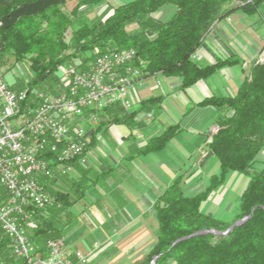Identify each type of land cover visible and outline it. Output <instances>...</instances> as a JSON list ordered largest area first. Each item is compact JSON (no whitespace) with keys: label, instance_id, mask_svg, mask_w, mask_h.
<instances>
[{"label":"trees","instance_id":"obj_1","mask_svg":"<svg viewBox=\"0 0 264 264\" xmlns=\"http://www.w3.org/2000/svg\"><path fill=\"white\" fill-rule=\"evenodd\" d=\"M38 1L42 0H12L0 5V67L11 57L15 65H27L30 70L29 94L24 108L36 105L38 100L34 96L39 85L62 72L76 57H83L87 62L102 52L134 48L138 51L136 64L145 65V70L151 73L180 77L183 88L212 74L216 67L232 62L224 60L202 67L192 58L231 0H133L112 6L111 12L104 11L98 22L86 20L82 8H97L109 0H80L70 10L65 0L12 19L14 11ZM263 2L246 0L242 8L254 13ZM167 4L175 6L176 11L166 22L156 21L152 14ZM134 24L139 26V31L130 29ZM199 104L230 112L219 119V129L210 144L220 170L211 176L208 186L195 195L184 193L182 177H177L164 190L155 206L158 238L134 264H151L155 256H159L157 264L169 259L176 264H264V161L261 159L264 151V65L253 67L251 77L242 83L235 96H210ZM119 112L124 113L123 107H119ZM127 117L133 119L134 113ZM119 118L116 113L111 122L118 123ZM103 124L100 123L99 129ZM177 130L178 125H169L161 134L149 139L145 152L163 148ZM46 156L49 158L50 154ZM230 172L244 174L248 180L240 196L239 212L228 221L207 213L204 204L223 185ZM52 191L56 205L48 208L53 210L47 213L43 211L46 208L36 210L28 226L30 238L41 256L47 250L42 244L44 238L62 239L63 229L58 228L54 220L62 207L71 203L69 192ZM247 216L244 223L228 234L211 232L227 231L233 223ZM202 231L208 232L198 233ZM8 243L9 239L0 231V264L10 263L2 257L8 254ZM19 261L15 257L11 259L12 264Z\"/></svg>","mask_w":264,"mask_h":264},{"label":"crops","instance_id":"obj_2","mask_svg":"<svg viewBox=\"0 0 264 264\" xmlns=\"http://www.w3.org/2000/svg\"><path fill=\"white\" fill-rule=\"evenodd\" d=\"M11 1L0 0V5ZM55 1L65 2L42 0L26 4L13 12L12 19L34 13ZM79 1L68 0L66 8L72 9ZM130 1L133 0H109L97 8L85 6L82 15L91 22L94 20L88 17L91 15L88 12H111L112 6ZM244 3V0H231L225 5L223 14L215 20L197 48L194 59L202 67L224 60H231V63L216 67L212 74L188 88H183L180 77L158 73L132 90L135 105L131 109L118 114L120 106L116 105L99 113L107 125L96 128L93 145L87 153V164L94 162L100 167V174L94 176L87 192L81 191L84 178L76 174L73 181L79 187H76L78 196L73 198V207L76 205L77 208L73 214L75 236L71 235L72 247L87 255L89 262L86 264H134L141 260L158 238L155 206L164 190L177 177H182L184 193L195 195L208 186L212 175L219 172L220 163L210 149L209 139L212 130L219 125V119L230 112L199 103L210 96H235L257 64L264 48V2L254 13L242 8ZM175 11V6L167 4L152 17L158 22H166ZM132 27L133 32L140 30L138 25ZM149 99L154 100L149 102ZM149 111L154 113L153 119L147 118ZM116 113L119 121L112 123ZM133 113V119L127 117ZM169 125H178L176 134L163 148L145 152L149 139L161 134ZM261 159L264 161V156ZM73 168L82 173L83 166L79 162L73 163ZM235 175L230 172L223 185L232 179L235 188L240 182L246 185L247 177L246 180H235ZM200 183L203 187L198 190L196 186ZM221 187L205 202L204 210L222 219L225 214L232 216L236 212L235 217L239 208L234 209L229 189H222V213L214 202H209ZM242 191L238 192L239 204ZM101 192L103 195L98 197ZM83 215H88L91 220L85 222ZM152 231L156 233L155 239L148 245L146 237ZM65 233L63 230V239L68 241L65 238L68 233ZM139 249L142 252L138 253ZM131 252L137 253L131 256ZM73 259L75 264H81Z\"/></svg>","mask_w":264,"mask_h":264},{"label":"built area","instance_id":"obj_3","mask_svg":"<svg viewBox=\"0 0 264 264\" xmlns=\"http://www.w3.org/2000/svg\"><path fill=\"white\" fill-rule=\"evenodd\" d=\"M135 57L130 48L102 52L89 63L73 59L62 69L66 89L45 93L25 108L28 89H13L0 73V231L20 260L16 264H75L73 258L89 262L84 252L68 251L62 239L48 240L41 256L27 226L36 210L56 205L46 180L71 171L75 162L87 164L90 137L81 124L87 111L96 124L99 111L135 105L132 90L145 74L134 65ZM257 64L264 65V48Z\"/></svg>","mask_w":264,"mask_h":264},{"label":"rangeland","instance_id":"obj_4","mask_svg":"<svg viewBox=\"0 0 264 264\" xmlns=\"http://www.w3.org/2000/svg\"><path fill=\"white\" fill-rule=\"evenodd\" d=\"M244 1H246V0H244ZM102 12L97 11V10L92 12V13L88 12L89 14H91L90 16L88 15V17H90V18L92 17V19L94 21H97V22L101 21V19H102L101 17L103 16ZM132 26H131L132 28H136L137 24H134ZM71 34H72V30H70L68 32V36L70 37ZM132 49H134V48H132ZM196 56H197V54L195 52L193 54L192 58L195 59ZM95 57L92 58V60H89L87 62L88 63L89 62H93ZM76 58H78V57H76ZM78 59H80V58H78ZM81 60H83V57L81 58ZM137 60H138V51L136 50V57H135V60H134V65L138 66L139 69H141L143 71V73H145L144 74V79H143V81L140 84H143L145 82L146 78H150V77L154 78V76L156 74H158V73H151V72L145 70V65L136 64ZM61 71L62 72H59L55 76H51L46 81H44L41 85H39L38 90H37V94H36V96H34V99L38 100L41 95H43L45 93H48V92L56 93V91H58V93H59V92H63L66 89L65 88L66 80L64 78L63 70H61ZM0 73L12 85L13 89H15V90H21V89H26V88L28 89V78L27 77H30L31 75H30V70H29L27 65H15L13 59L11 57H9V59L6 61V64L0 67ZM159 73H161V72H159ZM124 110H126V109H124ZM100 112L101 111L97 112L98 120L96 121V124H95V122L92 121L89 113L88 114L86 113L85 116H84L85 120L83 119L81 121V124L88 130L89 137H90L89 138V145H88L87 152L89 151L91 145H93V137H94V134L96 133V128H98L100 123L103 122V118L100 117V115H99ZM148 113L152 114V117L150 119H153V114L154 113L152 111H149ZM106 125L107 124H103L102 127H104ZM218 129H219V126H216L212 130L211 137L209 139V145L211 144V142L213 140V135L218 131ZM263 156H264V151L261 154V158ZM87 163H89V162H87ZM90 163H91L90 165L89 164L82 165L83 166L82 171H81L82 173H80L79 171H78V173L75 172V170L73 168L71 171L67 172L66 174H64L62 176H60V174H57V176H53V177L48 178L46 180L47 181V185L49 186V187H47V189L49 191H52V190H54V191L55 190H61L62 191L63 190V191L69 192V196L71 195L70 196L71 200H72V201H70L71 203H69V205H67L66 207H62V210L57 213V217L54 220V224L58 228H62L64 230V233L65 232L68 233V234L65 233L66 234L65 238L68 239V241L63 239V237H62V240L65 242V244L67 246V250L70 251L71 253L76 251L72 247V245H73V237L75 236L74 235V231H73V225H74V221H75L74 217L75 216L73 214H74V209L77 208L76 205L73 207V205H74L73 198H74V196L75 197L78 196V193H76V190H77L76 187H79V186H75L73 181H74V179H76V174L79 177L84 178L86 181L82 184L81 191H84V190L86 192L89 191L88 189L91 186V183H92V180L94 179V176L100 171V169H99L100 167L99 166L95 165V163L92 162V161ZM99 174H100V172H99ZM235 174H236L235 175V180H236V178H237V180L238 179H240V180L242 179L243 180V179H245L247 177L246 175L241 174V173H235ZM244 185L245 184L243 182H240L239 184H237V186L235 188V186H233V179H232V182L224 184L219 189L218 193H216L209 202H214V204L216 206H218L217 210L222 213L221 206H222V201L223 200L221 199L222 198L221 197V193L224 190L226 191V190L229 189L230 190L229 193H230L231 201H232V203H234L233 204L234 205V209L238 210V208H239V194H238V192L240 190H243ZM202 187H203V185H202V183H200V184H198L196 186V189L199 190ZM100 189L101 188L97 187V190L100 191ZM222 189H223V191H222ZM0 190L3 191L4 189L0 187ZM103 193L104 192L98 193L97 196L98 197L102 196ZM52 210H53V208H46V210H43V211H44V213H47V211L51 212ZM231 212H233V210ZM87 213H89V212H87ZM235 213L236 212H234L232 216H229V214H225L224 213L225 214V215L223 214L224 215V219L228 220V221H231L234 218V214ZM83 218H85L84 219L85 222H87L88 220H91V218L88 215L87 216L83 215ZM80 219H82L81 215L79 216V221H80ZM28 226H29V224H28ZM28 226H27V232H28V234L30 236V229H29ZM77 226L80 227L81 224L78 223ZM77 234H79V233H77ZM155 234H154L153 231H152V233L147 234L146 240H148V242H147L148 245H149V242H152L155 239ZM71 235H73V237ZM48 239H50V238H44V240L42 241L43 247L47 246L46 244H47ZM141 250L139 249L138 253L142 252ZM136 253L137 252H135L134 254L132 253L131 256L132 255H136ZM140 255L142 256V253ZM2 257H4V258L6 257L8 261L10 260L9 264H12L11 259L14 260V257L12 256V253H11L10 249L8 250V254H6V255H4ZM158 257H157V259H158ZM155 264H157V260H156ZM163 264H176V263H175V261L173 259H169L166 262H164Z\"/></svg>","mask_w":264,"mask_h":264},{"label":"water","instance_id":"obj_5","mask_svg":"<svg viewBox=\"0 0 264 264\" xmlns=\"http://www.w3.org/2000/svg\"><path fill=\"white\" fill-rule=\"evenodd\" d=\"M249 218V216H247V217H244V218H242V219H240V220H237L227 231H225V232H218V231H215V230H211V232H214V233H221V234H228L235 226H237V225H240V224H242V223H244L247 219ZM206 232H208V231H202V232H198V233H206ZM197 234V233H196ZM157 257L158 256H156V257H154V259L152 260V262H151V264H155L156 263V260H157Z\"/></svg>","mask_w":264,"mask_h":264}]
</instances>
